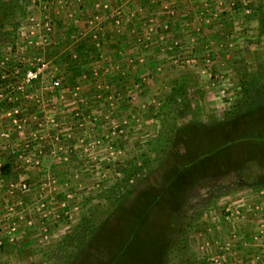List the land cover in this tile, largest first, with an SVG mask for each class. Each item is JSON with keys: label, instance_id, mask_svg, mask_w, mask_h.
I'll list each match as a JSON object with an SVG mask.
<instances>
[{"label": "rangeland", "instance_id": "obj_1", "mask_svg": "<svg viewBox=\"0 0 264 264\" xmlns=\"http://www.w3.org/2000/svg\"><path fill=\"white\" fill-rule=\"evenodd\" d=\"M86 2L0 0V83L22 76V70L32 66L28 59L41 55L49 62L51 79L61 84L58 90L45 87L50 77H42L41 86L30 91L19 114H8L10 105L0 106V133L10 130L8 136H0V264L106 263L121 247L109 235L124 227L126 217L134 220L125 214L133 211L143 220L138 195L152 184V175L167 169L169 156L178 161L168 166L170 175L179 166V155L173 154L179 149L186 152L180 144L185 131L193 135L204 127L212 131L215 122L222 125L230 120L244 100V84L253 86L251 102L264 113V19L260 16L264 0H184L185 7L163 11L170 21L162 17L154 22L150 11L137 20L131 16L141 25L140 30L133 29L142 33L139 60L131 57L122 64L117 53L115 67L95 69L87 60L80 61L81 38L90 35L94 43H84L101 51L100 20L122 13L116 10L112 15L109 8L96 11L99 6L104 10L99 0L96 6L91 2L93 12ZM248 2L254 6H247ZM46 21L50 40L44 43ZM69 22L77 24L72 27L76 33ZM30 31L38 43L27 47ZM112 44L105 43V49ZM68 58L78 59V74L70 72ZM106 68L107 73H98ZM87 79L102 84L73 88L74 82ZM77 93L91 106L71 103ZM260 125L264 127V121ZM54 128L57 132L51 136ZM61 130L66 133L56 138ZM244 132L241 125L233 124L221 139ZM74 135L77 163L71 164L68 150L52 155L72 167L23 171L25 159L26 165L38 166L37 154L29 149H38L39 142L57 148L61 137L69 140ZM245 139L223 148L219 166L209 172L199 164L184 167L177 178L184 192L149 213V225L154 227L152 222L164 235L157 244L132 245L141 250L136 260L264 264V141ZM213 157L207 155L209 168ZM5 165L12 169L2 170ZM170 167H174L171 172ZM7 195L16 196L11 200ZM129 256L118 257L117 262L133 259Z\"/></svg>", "mask_w": 264, "mask_h": 264}, {"label": "trees", "instance_id": "obj_2", "mask_svg": "<svg viewBox=\"0 0 264 264\" xmlns=\"http://www.w3.org/2000/svg\"><path fill=\"white\" fill-rule=\"evenodd\" d=\"M246 5L249 7H251L252 5L254 6L252 2L250 3L248 2ZM236 6H239V3L236 2ZM3 7L4 6H2L1 8ZM0 14H2V12ZM260 16L261 18L264 19V10L262 11ZM82 42L84 44L83 49L78 54V56L80 58V61L81 60L86 61L87 57L89 56L87 52L89 48L84 43V41ZM47 54L48 56H51L52 52H49ZM68 59H69L68 64L70 65V68H72L70 69V72H72L74 75L78 74L77 73L79 71L78 59L77 60L75 58L73 59L68 58ZM242 88H243L242 97L244 100L242 104L236 106V108L239 110L234 112V114L230 116V120L224 121V123L225 122L227 123L224 124L221 122L222 125H217L218 122L217 123L215 122L216 125L212 128V131L211 129H206L204 127L203 130L200 131V133L197 132V134L194 135L189 134L188 131H185V133L182 136L183 138L182 137L180 138L181 139L180 144L181 146L184 145L186 152H182L179 149L176 150L175 153L173 154L175 156L179 155L180 158L179 166H177L176 168L173 167L175 169L173 170L174 174L170 175L168 171L169 169L168 166L170 164L176 166L178 161H175L173 156H169L168 159L169 164L166 166L167 169L163 168L158 175L154 173L151 177L153 180V181L151 180L152 184L146 185L145 189L141 191L142 194L139 193L140 195H138L143 201L141 206L142 209L139 213V216L143 218V220L142 219L140 220L138 215H135L133 211H130L131 214L130 213L125 214V216L130 215L131 217L134 218V220L133 222H130L129 219H127L126 217L123 220L124 227L121 226L117 228L115 231L112 232V234L109 235V239H112V242L114 241V239H116V241L120 242L121 247L120 249H115L116 256L113 254L109 256L110 253L107 252L108 253L107 256H109L111 259L106 261V263H101V264H120L119 262H117V260L119 259L118 257L122 258L123 256L127 257L129 255H130L129 257L132 256L133 259H128V258L124 259V262L121 264H145V262H143L141 259L136 260L137 259L136 257H141L140 247L132 248V245H136V243L142 245L145 242L156 243V244L159 243L164 233H159L156 230L159 227L154 228L155 225L152 224V222L151 225L154 227H151L149 225V220L152 221L150 219V217L152 216L149 215V213L153 212L154 207L157 206L159 203H164L166 202V200L167 201L169 200L171 202L174 200V196H173L174 194L179 195L180 193L184 192V190L181 191L180 184L179 182L177 183L178 181L177 178L178 175L181 174L185 166H187L188 164H196V165L199 164V167H201L202 165L206 168L204 169L207 170V172H209L210 169H215L217 168V166H219L221 160V153L223 151L222 149L228 147V145L232 144V142L234 143L236 140L242 139L237 141V143L239 142L241 143L245 138H246L245 140L252 139L253 141H264V127L260 125V122L264 121V113H261L259 111L260 106L257 103L255 104L252 103L250 99L253 95L254 88L253 86L250 87V85H246V84H244ZM233 124L241 125V129L245 128L247 132H244L243 135H240L237 138L233 136L234 138L229 137L226 138L225 141H223V139L221 138L226 136L228 129ZM208 133H214V134L210 135ZM217 136L218 139H215ZM219 140L220 142H218ZM172 142H173V146H175L176 141L172 140ZM168 154L169 153H167V155ZM210 154L214 155L212 159H214L215 162L207 163L210 166L214 164L209 168L207 167L206 162H207V155ZM203 161L205 162L202 164ZM257 161L259 163L261 160L258 159ZM242 164H244V162H242ZM173 168L170 167V172ZM4 169H9V168H7V165H5V167H3L2 170ZM135 196L137 197V194H135Z\"/></svg>", "mask_w": 264, "mask_h": 264}, {"label": "crops", "instance_id": "obj_3", "mask_svg": "<svg viewBox=\"0 0 264 264\" xmlns=\"http://www.w3.org/2000/svg\"><path fill=\"white\" fill-rule=\"evenodd\" d=\"M86 8H88L90 11L95 10V7L91 5V2L95 3L96 6V1L98 0H86ZM101 5H103L104 10L100 9V6L96 9V11H106L110 10L111 14L113 15L112 12L119 10L122 14H120L117 18H111V19H107V18H102L100 20V38H101V43H102V50L101 51H97L98 49H93L92 46H87L89 48V50L87 51L89 56L87 57V62L90 63V65L93 66V68H105L107 67L108 64H110V68L115 67L116 64V59H118V55L117 53H120V56L122 55V58L124 60V62L122 61V64H124L126 62V60H130V58H136L138 59L140 56V51L137 50V48H140L141 46V42L143 41L140 37H138L139 35H142V33L140 34H136L135 32H133V29H141V25L136 24L130 17L134 16L135 20L139 19L142 17V14L146 12L145 11H150V19L152 18L155 22V20H157L156 22L159 21L160 18L164 17L163 15V11L171 9V8H180V7H185L186 5L181 4L184 0H99ZM85 7V6H84ZM102 7V6H101ZM106 8H109L106 10ZM183 9V8H181ZM103 12V13H104ZM148 15V16H150ZM147 16V17H148ZM169 16H167L168 18ZM165 21H170L167 20L166 17H164ZM169 19V18H168ZM91 21V20H90ZM70 26L69 28L71 29V32L76 33V29L72 30V27L77 26V24L72 22L68 23ZM97 25V23H96ZM95 25V27H96ZM99 28V25H97ZM117 31H116V28ZM133 27V28H132ZM107 31H109L110 33L107 34ZM94 32V30L92 31V33ZM93 36V34L91 35ZM80 39V38H79ZM81 41H87L89 42V45H91L90 43H94L92 42L93 40L90 38V35L88 38H81ZM117 41H119V43H116ZM99 42V43H100ZM113 43L112 44V48L111 49H105L104 44L106 43ZM96 43V44H99ZM134 44H136L135 46H132ZM117 44V45H116ZM139 45V47L137 46ZM131 47V48H130ZM134 49V50H132ZM139 60V59H138ZM105 62L104 65H102ZM127 63V62H126ZM95 64V66H94ZM128 67V65L123 66V69L126 70ZM89 70H93L90 69L89 66L86 67ZM109 71V68H106V70H98L99 74H105ZM128 71V70H127ZM96 72V71H95ZM125 73V71H124ZM91 79H87L84 81H81L78 83V81L76 83L75 82L72 84L73 88L78 89V88H87L89 86H96L102 83H92L90 81ZM105 83H107V81H105ZM79 86V87H78ZM79 92V91H78ZM83 97V96H82ZM68 99V98H67ZM80 101V105H83L85 108L88 106H91V104L89 103L90 101H88L87 99L84 98H80L79 97V93H77V95L74 98H70V102L71 103H76ZM64 101L62 100V103ZM82 103V104H81ZM23 107L25 106L22 105ZM27 111V109H24L23 112L25 113ZM63 116H61L59 119H62ZM69 120H73V117L70 118ZM62 129V127H61ZM77 130V129H75ZM49 131V129H48ZM57 132L54 129H50L49 134H51V136H53V133ZM58 135H63L66 133V131L61 130V132H58ZM57 134V133H55ZM76 134V133H75ZM22 139L24 138V134L22 133ZM42 136V135H41ZM61 137V136H60ZM62 140L61 145L60 143H57V148L54 147L55 144H53L52 147H47L46 143H41L39 142L38 145V149L36 148H31L29 150H31L32 152H34L37 157V164L38 166L35 168L33 167L31 164H27L26 165V161L24 162V166H23V171H26L28 169H46V168H50V169H58V170H64L66 168H70L74 164L77 163V161L79 160V157L77 154V146L78 143L76 142V136H72L71 139L68 140V138H63L61 137ZM75 139V140H74ZM70 147V148H69ZM67 150L71 152V164H68L67 161H60L61 159L57 158V157H53L52 155H57L60 154L62 155L63 153H67ZM54 151V152H53ZM53 152V153H52ZM74 154V155H72ZM66 157H63L62 160H65ZM32 164H34V162H31ZM48 163V164H47ZM17 164V163H16ZM71 165V166H70ZM7 168H9L7 166ZM74 168V167H73ZM12 169V168H9ZM8 196V195H7ZM11 196H16V195H11ZM11 196H8L11 199ZM2 198V197H1ZM19 198V197H18ZM18 198H16V200H18ZM3 199V198H2ZM11 200H14V198L12 197ZM22 199H19V201H21ZM25 202V201H24ZM2 218L0 217V220Z\"/></svg>", "mask_w": 264, "mask_h": 264}, {"label": "built area", "instance_id": "obj_4", "mask_svg": "<svg viewBox=\"0 0 264 264\" xmlns=\"http://www.w3.org/2000/svg\"><path fill=\"white\" fill-rule=\"evenodd\" d=\"M44 32L42 33L41 39L45 43L49 41V35H50V28L49 24L46 21L43 24ZM30 34L27 43V47H30L31 44L34 42L38 43L36 41V38H34V32L30 31ZM34 38V40H33ZM40 46V45H39ZM42 48V47H41ZM22 52V51H21ZM28 61L31 63V67H28L27 69L22 70V76H16L14 80H2V83H0V106L1 105H10V109L7 111L8 114H19L20 113V106L26 105V101H28V97L31 95L30 91L34 90L36 87H40V83L43 78H49L50 84H46L45 87L50 86V88H55L58 90V88L61 87L59 79H51L52 73L51 69L48 66V61L44 59L41 55H33V58L31 57L28 59ZM9 108V106H7ZM23 107V106H22ZM13 121L16 122V119L13 118ZM22 121V120H21ZM18 128H23V126H20L17 124ZM17 132H20V129H15ZM22 132V129H21ZM10 133V130H8L6 133L2 132L0 133V136H8ZM56 138H58V134L55 135ZM26 161V159H25ZM25 184H22V188H25ZM1 244V241H0Z\"/></svg>", "mask_w": 264, "mask_h": 264}]
</instances>
